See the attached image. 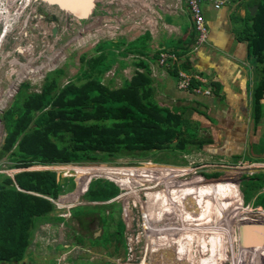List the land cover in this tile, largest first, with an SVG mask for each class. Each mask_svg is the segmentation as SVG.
<instances>
[{"label":"rangeland","instance_id":"1","mask_svg":"<svg viewBox=\"0 0 264 264\" xmlns=\"http://www.w3.org/2000/svg\"><path fill=\"white\" fill-rule=\"evenodd\" d=\"M169 1L162 2L161 4L167 3L168 5H164V8L160 10L152 4V8L156 10L154 12L151 6L148 7L147 4L142 3L143 0H93L88 13L81 16L47 1L37 0L32 4L29 2L28 6L24 8L28 0H3L4 5L0 11L3 15L0 19V28L6 32L7 27L9 32H6L4 40L0 42V115L9 105L21 84L25 86L26 92H39L42 88L44 75L54 68L62 70L60 79H58L60 85L68 81H82L86 61L101 52H106L107 55L112 53L114 57L110 59L111 66L101 72L100 80L107 81L111 87L120 85L121 77L128 78L134 69L136 57L144 61L147 60V57L143 55L136 56L137 52L133 51L134 46L141 47L146 44L145 51L147 54L153 55L154 51H159L160 48L167 45L163 42L164 38L176 39L179 37L181 32L176 25H178L183 11L177 9L174 1L170 4ZM240 2L243 0H237L236 4L238 5ZM34 5L35 11L32 13L31 8ZM207 6L208 3L200 4L203 12L207 11L205 14L207 17L213 16L214 10H207ZM226 7L230 10L233 9L231 5ZM15 10H20L18 18H16L17 11ZM49 12L54 16L51 21L45 17ZM27 16L29 17L27 18ZM166 17L173 21L167 23L164 19ZM51 28L55 29L54 33L51 32ZM145 33L148 35H144ZM139 36H145V41L144 39L137 40ZM114 38L120 39L117 48H111L105 42ZM161 40H163V46L159 45ZM165 51L160 50V53ZM191 55L193 54H186L185 62L184 58H180V60L188 65ZM157 59L158 56L154 61H149L146 66L149 74L151 68L156 71V76L152 73V76L150 75L153 85L154 79L163 76L161 71H164L165 74L166 65L171 63V60L168 59L166 64L157 67ZM180 60L178 61L180 62ZM257 72L258 78H260L261 73ZM155 86L153 98L156 103L171 111H176L180 104L186 101H198L202 105L204 104L203 97L209 93L208 90L199 88L200 85L197 87L198 92L192 89L177 90L173 91V94L170 93L171 86L165 87L159 82H156ZM175 87L178 89L177 86ZM178 110V112H182L181 109ZM197 121L200 122L201 130L198 137L207 136L211 142L201 148L189 147L190 153L180 156L184 163L187 162L188 167H173V164H177L176 160L179 157L175 158L172 154L166 157L160 155L168 163L166 166L153 163L148 158L132 160L119 158L114 163L72 161L46 165V167L30 166L31 169L54 170L59 176L66 173V190L62 193L59 192L63 196L68 192L73 193L71 191L75 185L71 190L67 189V183L71 177L73 182H78V185L81 178L88 180L93 177L103 178L114 182L119 191L113 198L104 202L88 201L82 195L78 197L77 193H73L78 197L76 201L72 198L71 201L64 203L69 207L57 208L59 206L57 204L54 206L53 201H50L53 205V210L48 215L50 218L36 223L25 249L26 255L20 264H52L54 262L55 264H72L75 260L86 261L88 264H241L244 252L241 247L248 241L253 244L245 255H252L257 259V264H264V255L260 253V251L264 252V216L259 217L264 215V209L250 202L245 203L241 196L244 183L247 185V182L244 181L254 175L257 177L259 172L249 175L250 168L244 165L245 175L243 177L236 176L238 172L231 171L232 167L229 165L231 161H237L238 156H231L232 154L227 153L231 146L224 145V142L221 141L223 132L217 130L219 127L208 119L204 120L199 116ZM255 134L257 133L255 132ZM3 136L4 131L0 119V144ZM232 147V152L237 153V147ZM5 155L0 157V173L13 178L14 173L20 169L8 167L11 162ZM178 163L180 162L178 161ZM111 166H147L150 167V171L118 173ZM74 168L79 173L74 172ZM262 175L264 178V173ZM230 176L234 177L236 185L228 180L231 187L228 191V187L225 190L223 184L226 185V179ZM130 181H133L135 186H127ZM247 189L248 186L246 192ZM236 191L239 192V199H235ZM259 191H264V187ZM228 193H232L234 200ZM58 195H56V199ZM190 201L195 205L191 216L188 215L192 226L195 225L193 224L195 221L199 222L205 213L202 220L204 221L208 216V219L214 221L212 225L218 224V229L216 230L212 225L207 228L203 232L202 242H198L192 249L194 258L191 256L185 258L181 255L186 254L185 252H178L182 247L178 243L182 238L186 239V235H189L193 229L189 228L178 235L176 224L174 225L172 222H175L174 216L178 217L175 214L179 210V214L182 213L181 209L185 210L184 204ZM239 203H241V208L238 209L237 216H235V209ZM98 204L109 205L103 208L104 214L112 211V218L120 219L123 223V229L122 231L120 229L118 234H116V230L108 232L112 227L110 224L102 225L104 235L100 238L114 237L121 240L122 235L121 245H124V250L129 254L127 258L132 256L131 261L116 257L111 253L108 254L107 250H111L112 247L109 248L106 241L101 243L100 238L91 237L93 234L97 236L101 228L97 212L89 213L80 209L79 214L71 215L73 208ZM213 207H215L216 213L213 212ZM76 210L79 212V208ZM58 214H62V217H59ZM166 219L169 222L165 226ZM226 223L231 225L230 232L227 227L225 230L221 229V226ZM249 225L256 227L251 231L242 230L243 227ZM199 228L200 225H198V230H200ZM254 232L259 235L255 237ZM234 233H238L239 237L233 246V238L230 237V234L233 236ZM194 237L192 239H195ZM214 237H217V243L222 245L229 238L232 248L229 247L224 251L221 245L218 247L210 245L209 243ZM87 238H95V242L85 240ZM154 245H156L155 249ZM91 246L102 250L92 251ZM165 250L167 255L163 254ZM175 250L178 255L173 254ZM236 257L239 259V263L238 260H235Z\"/></svg>","mask_w":264,"mask_h":264},{"label":"trees","instance_id":"2","mask_svg":"<svg viewBox=\"0 0 264 264\" xmlns=\"http://www.w3.org/2000/svg\"><path fill=\"white\" fill-rule=\"evenodd\" d=\"M254 3L255 12L249 15L246 11L241 26L235 28L234 33L238 39L246 40L248 55L261 61L264 57V0ZM181 6L185 8L183 1ZM184 15V21H178L182 35L176 39L161 40L159 45L163 46L162 41L167 45L159 51H154L153 55L147 54L145 43L141 47H133L132 50L137 52L136 56L143 55L147 60L136 57L130 76L121 77L122 82L117 87H111L107 81L100 80L101 72L111 66L110 59L114 57L112 53L107 55L106 52L98 53L86 61L82 81H68L60 85L58 79L62 70L54 68L44 75L39 92H26L23 84L19 86L11 102L0 115L4 131L0 157L6 154L5 157L11 162L8 167L23 169L15 172L13 178L0 173V264H20L26 255L25 249L36 223L50 218L48 215L52 212L53 205L38 194L56 198L59 192L66 190L65 185L63 191H60L63 175L59 176L54 170L25 168L72 161L114 163L119 158H148L153 163L168 164L160 155L166 157L169 154L175 158L179 157L176 160L178 163V160L182 162V154L190 153L189 147L201 148L211 142L207 136L198 137L201 131L199 121L156 103L153 98L156 86L153 85L151 74L146 67L149 61L156 59L160 50L174 53L179 60L184 58L185 62L195 30L186 35L187 27L193 22L188 11H185ZM164 19L167 22L173 21L169 17ZM143 39L145 41V36L137 38ZM105 42L109 47L117 48L120 39L114 38ZM184 62L180 60L178 65L187 69L188 65ZM176 70L177 66L171 64L167 71L168 77H175ZM261 71L262 77L253 89L255 120L262 114L259 99L264 94V65ZM191 80L187 90H191L190 87L195 85ZM197 113L201 115L202 109L197 110ZM111 167L118 173H142L150 170L147 166ZM244 182H247V185L244 183L242 188L243 201L264 209V191H258L259 187L264 185L263 175L257 174L256 180L250 178ZM73 185L71 177L67 189L71 190ZM127 186L135 184L130 181ZM118 191V187L109 180L91 178L82 196L88 201L103 202L114 197ZM105 206L109 205L73 208L71 215L79 214L80 209L90 213L97 212L103 226L116 221L108 232L116 230L118 234L120 229L122 231L123 223L120 219L112 218V211L105 215ZM78 208L79 212L76 210ZM85 240L95 242L91 238ZM114 240L111 255L124 258L122 241L116 238ZM105 241L108 242L109 239L100 238L101 243ZM91 248L92 251L102 250L96 246ZM107 252L110 254L109 249ZM260 253L264 255V252ZM72 264L88 262L75 260Z\"/></svg>","mask_w":264,"mask_h":264},{"label":"crops","instance_id":"3","mask_svg":"<svg viewBox=\"0 0 264 264\" xmlns=\"http://www.w3.org/2000/svg\"><path fill=\"white\" fill-rule=\"evenodd\" d=\"M255 1L258 0H243V2H240L237 7L232 6L233 9L231 10L226 7L228 4L223 5L218 9L210 8L211 10H214L213 16L209 15L208 17L205 15L207 11H204L205 23L209 30L208 38L202 50L200 49V51L192 53L193 55H191L188 60L189 64L187 69L200 77L191 80L192 82H195L193 87H199L200 85L199 88H204L205 90H208L209 93L203 97L204 104L202 105L198 101H186L181 103L178 108L182 110L185 116L190 117L191 119L199 120L200 116V118H203L204 120L208 119L215 126L219 127L217 130L223 132V135H221V141L224 142V145L231 146V149L227 148L229 149L227 153L232 154L231 156H238V160L231 161L229 166L232 167L230 169L231 171H235V173L240 172L239 177L245 175L242 171V169L245 168H242V165L239 163L247 165L253 171L252 175L256 172H259V174L264 173V94L259 99L262 114L257 120L254 119L255 109L253 104V89L262 77L263 73L261 68L264 64V57L261 61L254 60V56L251 57L248 55L246 40L238 39L234 33L235 28L238 29V27L241 26L240 23H242L241 20L245 17V12L247 11L249 15H253L255 12L256 8L252 14L247 10L248 7L255 5ZM248 2L252 4H249ZM210 9L207 8V10ZM184 16L185 15L180 16L183 21ZM176 27L180 30L179 25H176ZM181 35L182 32L179 36ZM178 60L175 63L177 69L180 68ZM257 71H260L261 73L260 78H258ZM152 74L156 75V71H153ZM156 82L163 84L165 87L171 86L172 89L168 88L170 89L171 94H173V91H181L175 87V79H173V77H168V74L156 77L154 79V85H156ZM174 94L178 95L177 93ZM178 109L176 110L177 112L179 111ZM199 109H202L201 115L197 113V110ZM254 128H256V130L253 131ZM255 132L257 134H255ZM232 146L237 147V153L232 152ZM65 174L61 177L60 184H65ZM250 178L253 180L257 179L256 175L247 178V180ZM226 180V187H228L229 191L231 187L228 180H230L233 185H236V182L234 183L236 180H234L233 176L227 177ZM87 182L88 181L83 185L85 191ZM79 185L78 182H76L75 188L71 192L78 193ZM226 187L225 190H227ZM262 187H264V185H261L259 190ZM235 193V199H239V192L236 191ZM228 194L232 198V193ZM38 195L54 202L55 198L53 197L48 199L49 196L47 195ZM80 195H78V197ZM232 200L234 199L232 198ZM237 207L241 208V205H238ZM263 216L264 215L261 217ZM113 223L110 225L112 226ZM100 227V232L97 236H94L93 234L91 237L98 239L104 235L101 223ZM108 239L109 241L107 244L109 245L107 246L109 248L112 247L113 249L115 238L108 237ZM121 241L123 242L122 235ZM112 249H109L110 253ZM124 249L125 248L123 247V250ZM128 255L129 254L125 251L124 258L128 259L130 257L127 258Z\"/></svg>","mask_w":264,"mask_h":264},{"label":"bare ground","instance_id":"4","mask_svg":"<svg viewBox=\"0 0 264 264\" xmlns=\"http://www.w3.org/2000/svg\"><path fill=\"white\" fill-rule=\"evenodd\" d=\"M3 0L0 2V11L2 10V7H3ZM7 2V1H6ZM71 2H72V4H75V6L76 5H82V0H71ZM151 3V2H150ZM7 5V4H6ZM10 5V4H9ZM8 7V6H7ZM7 7H5V8H7ZM4 9V8H3ZM18 9V8H17ZM4 11V10H3ZM15 11H17V10H15ZM18 11H20V10H18ZM18 11H17V14H18ZM2 17H3V15L1 14V12H0V19H2ZM14 19V18H13ZM108 28V27H107ZM111 29V28H110ZM20 49V48H19ZM30 49V48H29ZM74 170V172H77V173H79V171L78 170H76L75 168L73 169ZM150 171V170H149ZM148 172V171H147ZM142 173H145V172H142ZM86 180H88V179H84V178H81V180H80V185H79V191H78V195H80V194H82L84 191H85V187L83 186L84 185V183L86 182ZM65 183H66V181H65ZM61 186V190L63 191V187L65 186V184H61L60 185ZM223 186L224 187H226V185L225 184H223ZM49 199H51L50 197H48ZM72 198H74L75 199V201H76V199H77V197L75 196V195H73V193H70V192H68L66 195H64L63 196V194H59L58 195V198L56 199H54V203L55 204H57V206H59V207H69L68 205H64V203L65 202H69V201H71V199ZM218 205V204H217ZM185 210H183V209H181L182 210V213H180L179 214V211H178V213H176L175 215H178V217L176 218L175 216H174V219H175V222H172V223H174V225L176 224V226L175 227H177L176 229H177V234L179 235L181 232H184V231H187L189 228L190 229H193V231H191V233L189 234V235H186V239L185 238H182L181 239V241L179 242L178 240V244H179V246L181 247V245H182V247H181V249L180 250H178V252L180 251V252H185L186 254H181L182 255V257H185V258H189L190 256L192 257V258H194V253H193V248L197 245V243L198 242H202V238H203V232L204 231H206L207 230V228H209L212 224H213V222H212V220H210V219H208L207 217L205 218V220L203 221L202 220V218H203V216L205 215V213L201 216V218H200V220H199V222H194L193 224H195V225H193L192 226V224H191V222L192 221H189V217H188V215H190L191 216V212L194 210V208H195V205L192 203V201H190V202H187L186 204H184V207H183ZM214 209V210H213ZM218 209V208H217ZM212 210H213V212H215L216 213V211H215V207H213L212 208ZM155 211V210H154ZM210 211H211V209H210ZM261 213H263V212H261ZM263 215V214H262ZM235 216H237V214H235ZM211 217V216H210ZM173 219V220H174ZM180 219V220H179ZM197 219V218H196ZM227 219H228V217H227ZM195 220V219H194ZM203 221V222H202ZM168 222L169 221H167V219L165 220V222H164V224H165V226L166 225H168ZM198 223V224H197ZM217 223V222H216ZM198 225H200V230H198ZM216 226H214V225H212V226H214L215 228H216V230L218 229L217 228V225L218 224H215ZM222 225V224H221ZM228 228V230H229V232H230V227H231V225H229L228 223H226L224 226H221V229L222 230H225V228ZM126 230V229H125ZM172 234H173V232H172ZM185 234H187V233H185ZM264 234V233H263ZM253 235L255 236V237H257L258 235H259V233H253ZM195 236V237H194ZM195 238V239H192V238ZM230 237L231 238H233V246H234V243L237 241V237H239V234L238 233H234V235L232 236V234H230ZM231 240H229V238H228V240L226 241V243L227 242H229V244H220V243H217L218 242V238L217 237H214L212 240H211V242L209 243L210 245H214V246H219V245H221V246H223V249H224V251H225V249H227L228 250V248L230 247V248H232V244H231V242H230ZM193 242H195V243H193ZM154 243H155V241H154ZM209 244H207V245H209ZM253 243L251 242V241H248L244 246L242 245V247L241 248H243V254H242V262H241V264H257V259L255 258V257H253L252 255H248V256H246L245 255V253L246 252H248L249 251V247L252 245ZM155 246L156 245H154V249H155ZM174 247V246H173ZM172 247V248H173ZM130 251V250H129ZM172 252V251H171ZM177 252V250H175V251H173V254H177L178 255V253H176ZM163 254H166L167 255V251L165 250L164 251V253ZM132 257V256H131ZM131 257L130 258H128V261H131ZM235 260H238V263H239V259H237V257L235 258ZM163 261V260H162ZM140 262V261H139ZM129 263V262H128ZM131 263V262H130ZM135 263V262H134ZM196 263V262H195ZM118 264H121V263H118ZM132 264V263H131ZM191 264V263H190ZM240 264V263H239Z\"/></svg>","mask_w":264,"mask_h":264},{"label":"built area","instance_id":"5","mask_svg":"<svg viewBox=\"0 0 264 264\" xmlns=\"http://www.w3.org/2000/svg\"><path fill=\"white\" fill-rule=\"evenodd\" d=\"M164 1H167V0H164ZM173 1H174V5L179 10H183V8L181 6L182 1H183V3L185 4V9L192 16L191 17L192 22H193L192 28L196 32V38L194 40V45H193L192 49L196 50L197 48L202 47L206 43L207 34H208L207 27L205 26L204 21H203V16H202L200 4L208 3L212 8L217 9L223 5L230 3L232 0H170L169 4L173 3ZM166 5H168V4L166 3L165 6ZM168 59L171 60V63L169 65H166V69H168L170 67V65L172 64V62L176 60V56L173 53H167V52L160 53L158 55L156 66H159V67L163 66L164 64H166V61ZM163 72L164 71L161 72V75L164 74ZM151 73H153L152 68H151ZM176 78H177V80H176L177 87L180 89H183V90H187L188 85H189V81L191 79L200 78V77L197 76L196 74H194L193 72H191V70L178 69ZM190 89L198 92L197 87L191 86ZM239 164L242 165V168L245 167L244 163H239ZM252 172L253 171L250 169V171L248 173L251 174ZM75 184H76V181H75ZM52 204L54 206H56L55 203L52 202ZM57 208H61V207H57ZM58 216H62V214H58Z\"/></svg>","mask_w":264,"mask_h":264},{"label":"clouds","instance_id":"6","mask_svg":"<svg viewBox=\"0 0 264 264\" xmlns=\"http://www.w3.org/2000/svg\"><path fill=\"white\" fill-rule=\"evenodd\" d=\"M34 1H37V0H34ZM38 1H41V2H46V0H38ZM162 2H164V0H162ZM161 2V3H162ZM236 2H237V0H232L230 3H228V5H231V6H233V7H237L238 5L236 4ZM29 4V3H28ZM28 4H25V6H24V8L26 7V6H28ZM166 3H163L162 4V8H164V5H165ZM207 4V3H206ZM222 7V6H221ZM23 8V9H24ZM207 8L208 9H210V8H212L209 4H208V6H207ZM220 8V7H219ZM23 9H22V11H23ZM212 9H214V8H212ZM218 9V8H217ZM184 10V11H183ZM182 11V15H184L185 14V11H187V10H185V8L183 9ZM201 11H202V16H203V21H204V24H205V26L207 27V25H206V23H205V18H204V12H203V10L201 9ZM31 12L33 13V11L31 10ZM20 15V13H18L17 15H16V18H18V16ZM180 15V14H179ZM52 16V15H51ZM29 16H27V18H28ZM16 20V19H15ZM15 22V21H14ZM167 23H169V22H167ZM52 29V28H51ZM188 29H189V31H188ZM3 30V28H0V42H2V40H4V38H5V35H6V32H9V30L7 29V27H6V32H4V31H2ZM191 30H194L193 28H192V25H190V26H188L187 27V31H186V34L188 33V32H190ZM207 30H208V27H207ZM208 33H209V30H208ZM195 38H196V32H195V36H194V39H193V41H192V44H191V47H190V50H188V52L187 53H196L197 51H199L202 47H204L205 45H203L202 47H199V48H197L196 50H194V51H192L193 49H192V47H193V45H194V40H195ZM207 38H208V34H207ZM207 41V40H206ZM186 53V54H187ZM174 54V53H173ZM175 55V54H174ZM176 56V55H175ZM179 58L176 56V60L175 61H173L172 62V64L174 63V65H175V63L177 62V60H178ZM157 67H159V66H157ZM178 69H182V68H178ZM177 69V70H178ZM177 70H176V76H177ZM183 70H186V69H183ZM150 74H151V69H150ZM165 74H167V71H166V73ZM163 75V74H162ZM156 76V75H155ZM176 76L175 77H173V79H175V86H177V84H176V80H177V78H176ZM178 89H180V88H178ZM180 90H183V89H180ZM3 127V126H2ZM179 161V160H178ZM195 164V163H194ZM197 164V163H196ZM35 166H37V167H43L42 165H35ZM160 166H166V164H161ZM169 166H171V165H169ZM189 165L187 164V162H183V159H182V162H180V163H177V164H173V167H188ZM44 167H46V166H44ZM31 169V167H28V168H25V169ZM18 169V168H17ZM34 169H36V168H34ZM40 169H43V168H40ZM46 169V168H45ZM20 170H23V169H20ZM244 169H242V171H243ZM19 171V170H18ZM244 171H246V170H244ZM243 171V172H244ZM17 172V171H16ZM249 172V171H248ZM239 173V174H238ZM237 174H236V176L238 175V177H239V175H240V172H238ZM253 173V172H252ZM252 173L251 174H249V175H252ZM224 174H226V173H224ZM187 176V175H186ZM185 177V176H184ZM94 178V177H93ZM90 180V179H89ZM89 180H88V182H89ZM87 182V183H88ZM112 182V181H111ZM112 183H114V182H112ZM115 184V183H114ZM74 185H75V182H74ZM116 185V184H115ZM117 186V185H116ZM118 187V186H117ZM86 189H87V185H86ZM119 190V189H118ZM165 193V192H164ZM113 198V197H112ZM110 200V199H109ZM108 201V200H107ZM136 239V238H135ZM137 240V239H136Z\"/></svg>","mask_w":264,"mask_h":264},{"label":"water","instance_id":"7","mask_svg":"<svg viewBox=\"0 0 264 264\" xmlns=\"http://www.w3.org/2000/svg\"><path fill=\"white\" fill-rule=\"evenodd\" d=\"M46 1L48 3L55 4L58 7L66 10V11L76 12L78 15L83 16L86 13H88L89 8L91 7L93 0H82V5H76V6H75V4H72L71 0H46ZM255 8H256V6L252 5V6L248 7L247 10L249 11L250 14H252L254 12ZM52 18H54V16H52ZM54 30L55 29L52 28L51 32L54 33ZM255 227L256 226H254V225H249V226L243 227L242 230L251 231Z\"/></svg>","mask_w":264,"mask_h":264},{"label":"flooded vegetation","instance_id":"8","mask_svg":"<svg viewBox=\"0 0 264 264\" xmlns=\"http://www.w3.org/2000/svg\"><path fill=\"white\" fill-rule=\"evenodd\" d=\"M30 2V0H28V3ZM36 3V1H34V0H32L30 3L32 4V3ZM151 2V3H150ZM161 2H162V0H143V4L145 3V4H147V6H151L152 4H154V6H155V8L156 9H158V10H160V9H162V4H161ZM27 3V4H28ZM37 6V5H36ZM39 6V5H38ZM32 7V6H31ZM151 8H152V6H151ZM31 10L33 11V13H34V11H35V5L31 8ZM152 10L154 11V12H156V10L154 9V8H152ZM46 17V19H48L49 21H51L52 20V16H51V13L49 12V14L48 15H46L45 16ZM4 19V18H3ZM238 209H240V208H238L237 206H236V212L234 213V214H236L237 212H238ZM227 216H228V212H227Z\"/></svg>","mask_w":264,"mask_h":264}]
</instances>
